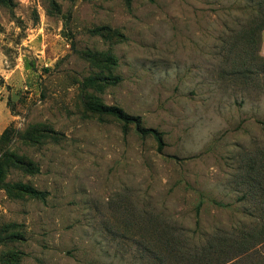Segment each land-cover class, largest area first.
<instances>
[{
    "label": "rangeland",
    "instance_id": "rangeland-1",
    "mask_svg": "<svg viewBox=\"0 0 264 264\" xmlns=\"http://www.w3.org/2000/svg\"><path fill=\"white\" fill-rule=\"evenodd\" d=\"M261 21L260 0H0V264H191L215 232L264 264Z\"/></svg>",
    "mask_w": 264,
    "mask_h": 264
},
{
    "label": "trees",
    "instance_id": "trees-1",
    "mask_svg": "<svg viewBox=\"0 0 264 264\" xmlns=\"http://www.w3.org/2000/svg\"><path fill=\"white\" fill-rule=\"evenodd\" d=\"M260 14L262 21L258 26L260 30V44H261V33L264 29V0H260ZM260 48V47H259ZM91 109L96 112L101 113H110L113 114L116 118L123 121L124 123H134L138 129V132L143 135H153L156 138L158 143V149H163V136L162 132L152 127H141L140 125V117L132 116L126 113L122 108L114 106V105H105V104H96L95 106H90ZM9 129L6 128L4 130L3 135L8 134ZM2 175V168L0 166V177ZM18 187L22 191H25L27 194L33 197H39L43 195V192L26 184H18ZM203 203L201 199L196 206V219L195 224L196 227L200 226V218L199 211L200 205ZM196 234V235H195ZM261 234V232H259ZM11 236L0 235V242L4 241L6 238ZM195 241L193 245V251L189 254V261L191 264H238L239 255L243 253L240 247V241L236 236H231L230 238L224 237L220 232H215L212 235L206 236L204 239L199 238L197 233H194ZM248 241V240H247ZM254 241V240H253ZM254 243V242H253ZM252 247H246L244 251H249L248 254L254 255L256 254L255 249Z\"/></svg>",
    "mask_w": 264,
    "mask_h": 264
},
{
    "label": "crops",
    "instance_id": "crops-1",
    "mask_svg": "<svg viewBox=\"0 0 264 264\" xmlns=\"http://www.w3.org/2000/svg\"><path fill=\"white\" fill-rule=\"evenodd\" d=\"M261 52L264 55V29L262 31V43H261ZM264 57V56H263Z\"/></svg>",
    "mask_w": 264,
    "mask_h": 264
}]
</instances>
